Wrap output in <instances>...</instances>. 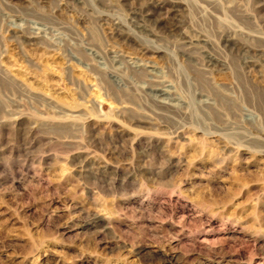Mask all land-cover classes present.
Here are the masks:
<instances>
[{"label": "rangeland", "instance_id": "rangeland-1", "mask_svg": "<svg viewBox=\"0 0 264 264\" xmlns=\"http://www.w3.org/2000/svg\"><path fill=\"white\" fill-rule=\"evenodd\" d=\"M263 84L264 0H0V264H264Z\"/></svg>", "mask_w": 264, "mask_h": 264}, {"label": "bare ground", "instance_id": "bare-ground-1", "mask_svg": "<svg viewBox=\"0 0 264 264\" xmlns=\"http://www.w3.org/2000/svg\"><path fill=\"white\" fill-rule=\"evenodd\" d=\"M240 33V32H239ZM244 33V32H243ZM242 34V33H241ZM252 35V34H251ZM251 35H248V34H245V37L246 36H248V39L249 38H253L254 40L256 39V38H258V37H256L257 35H253L252 37H250ZM250 39V40H251ZM245 40V39H244ZM230 45L231 43L230 42H228V40H226L225 41V45ZM246 43H240L239 45H235V44H232V47L231 48H233V46H234V49H235V51L236 52H238V51H244L245 50V48H246V45H245ZM237 46V47H236ZM230 48V49H231ZM256 98L255 100H259L262 104H264V84L263 85H257V86H254L253 87V98ZM261 104V105H262ZM264 106V105H263Z\"/></svg>", "mask_w": 264, "mask_h": 264}]
</instances>
